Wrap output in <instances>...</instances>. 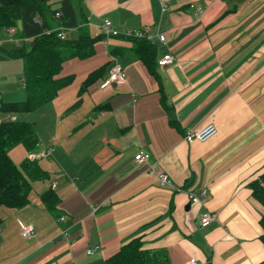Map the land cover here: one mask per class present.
<instances>
[{
	"label": "crops",
	"instance_id": "0c3cea01",
	"mask_svg": "<svg viewBox=\"0 0 264 264\" xmlns=\"http://www.w3.org/2000/svg\"><path fill=\"white\" fill-rule=\"evenodd\" d=\"M74 4L98 39L91 56L62 63L60 74L72 75L70 84L31 111L37 143L27 152L52 150L30 161L39 173L29 177V202L0 207V264H98L134 237L145 247H163L169 264L264 259V207L249 185L264 168V0ZM105 19L120 32H146L152 57L139 56L140 38H101ZM69 31L70 38L78 36L71 28L65 37ZM5 36L1 48L14 44ZM10 49L0 53L7 72L0 70V83L12 85L23 61L8 56ZM166 53L173 62L158 65ZM114 59L126 81L100 88ZM5 89L0 100L21 96ZM208 123L217 128L210 139H183L185 131ZM139 151L149 153L148 161H135ZM159 172L179 190L160 185ZM48 190L57 196L53 210L42 200ZM206 210L215 219L202 227ZM24 224L33 227L32 237L22 236Z\"/></svg>",
	"mask_w": 264,
	"mask_h": 264
},
{
	"label": "trees",
	"instance_id": "16d2710c",
	"mask_svg": "<svg viewBox=\"0 0 264 264\" xmlns=\"http://www.w3.org/2000/svg\"><path fill=\"white\" fill-rule=\"evenodd\" d=\"M17 22L20 31L16 36L23 39L22 45L6 53L23 61L26 97L15 101L0 100V115H7L0 118V207L8 208H22L29 202L32 187L29 177L39 173L34 163L28 160L18 167L7 153V148L16 143L23 144L28 150L37 143L34 124L20 120L18 116L51 100L60 89L70 84L72 75L60 74L62 63L74 57L91 56L98 39L89 34L77 15L74 0H0V29L15 27ZM59 26L77 29L78 36L61 39L57 36V29L47 33V30ZM139 40L140 45L144 44L139 56L149 60L153 50L145 45V38ZM249 185L253 197L264 207V168ZM42 200L48 209L53 210L57 196L48 190L42 194ZM259 223L264 244V213ZM98 264H169V258L163 247H145L141 237H134ZM253 264H264V259Z\"/></svg>",
	"mask_w": 264,
	"mask_h": 264
},
{
	"label": "built area",
	"instance_id": "2783aa9c",
	"mask_svg": "<svg viewBox=\"0 0 264 264\" xmlns=\"http://www.w3.org/2000/svg\"><path fill=\"white\" fill-rule=\"evenodd\" d=\"M198 13L201 12L200 8H197L196 10ZM56 16H59V13H56ZM36 21H38L36 19ZM57 29L58 33L57 36L61 39L65 38L64 31L66 28L64 26H59L54 29L47 30V33ZM7 38L12 40L16 46H20L23 39L16 36V30L13 26H9L6 29ZM101 32L103 36L106 38L110 36H123V37H135V38H149V35H147L146 32L138 31V30H125L123 32H120L112 27L111 22L107 19H105L101 24ZM159 40L164 41L165 37L163 34H159L158 36ZM1 43V42H0ZM174 60V57L170 53L164 54L159 60L158 65L165 66L170 63H172ZM126 81V75L124 72V68L122 64L117 60L114 59L113 63L110 65V67L107 70V73L105 77L100 81L99 86L100 88H106L109 85L112 84H121ZM217 132V128L213 123H208L204 125L201 128L193 129V130H187L185 131L183 135V139L186 142H192V141H206L213 137ZM51 148L47 149H41L38 152H30L28 155V161H34L37 158L45 157L51 153ZM134 159L137 162H145L149 159V153L144 151H139L134 155ZM158 180L160 185L166 186L170 189L179 190V188L175 187L172 180L170 179L169 175L165 172H159L158 174ZM55 184H52V187H54ZM189 199L192 202L199 201V198L193 194V193H187ZM201 197H205V191H202ZM61 221H64L65 217L61 216L59 217ZM215 219V213L210 212L208 210L202 212L199 216V224L202 227L208 226L213 220ZM62 233L66 234V229L62 231ZM21 234L25 238H30L34 235L33 227L28 224L21 225ZM92 249L87 250V253H91ZM191 262L194 263V260H191Z\"/></svg>",
	"mask_w": 264,
	"mask_h": 264
},
{
	"label": "rangeland",
	"instance_id": "374dc122",
	"mask_svg": "<svg viewBox=\"0 0 264 264\" xmlns=\"http://www.w3.org/2000/svg\"><path fill=\"white\" fill-rule=\"evenodd\" d=\"M15 30L16 32L20 31V28H19V23L17 22V24L15 25ZM71 31H69L67 33L68 37H72V34L73 33H70ZM6 33L4 30H0V41L5 39V36ZM22 45V43H21ZM14 49L15 48V45L11 42H6L2 45V48L0 47V53H5L4 52V49ZM2 57V56H1ZM4 57V56H3ZM7 59V58H6ZM13 63H15L16 65H18L19 63H21V60H12ZM0 70L2 72V74H7V72L4 71V65H3V60L0 59ZM63 72H66V68H64ZM4 76V75H3ZM14 82L12 81V85H10V82L11 80L7 79L5 81H2L0 83V88H2L3 86L6 87L5 91H7V93L11 92V91H14L16 93H19V95L21 96H18V95H8L6 94V98L9 97V99L7 100H22L26 97V91H25V88H24V83H23V79H24V75H23V69L22 68H18L17 70L14 71ZM10 85V86H8ZM1 91V90H0ZM2 94V92H1ZM1 94H0V99H2L1 97ZM6 100V99H5ZM31 113V112H30ZM36 112H32L31 114H27V116H18V118L20 120H24V121H32L34 120V115H35ZM7 117V115H0V118H5ZM7 153L9 155V157L12 159V161L18 166V167H22L23 163L26 161V159H28V155H29V152H27V149L21 144V143H16L12 146H10L9 148H7ZM40 163V162H39Z\"/></svg>",
	"mask_w": 264,
	"mask_h": 264
}]
</instances>
